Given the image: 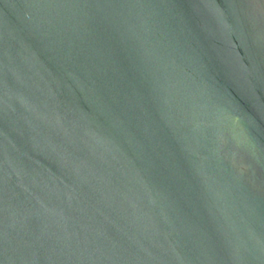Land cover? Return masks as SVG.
<instances>
[{"label": "water", "instance_id": "water-1", "mask_svg": "<svg viewBox=\"0 0 264 264\" xmlns=\"http://www.w3.org/2000/svg\"><path fill=\"white\" fill-rule=\"evenodd\" d=\"M0 264H264V0H0Z\"/></svg>", "mask_w": 264, "mask_h": 264}]
</instances>
